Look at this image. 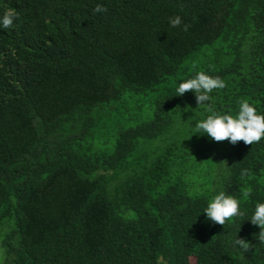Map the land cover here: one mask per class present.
Segmentation results:
<instances>
[{"label":"trees","instance_id":"obj_1","mask_svg":"<svg viewBox=\"0 0 264 264\" xmlns=\"http://www.w3.org/2000/svg\"><path fill=\"white\" fill-rule=\"evenodd\" d=\"M0 264H264V0H0Z\"/></svg>","mask_w":264,"mask_h":264}]
</instances>
